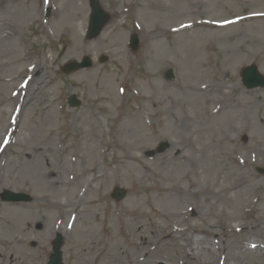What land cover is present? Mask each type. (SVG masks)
Wrapping results in <instances>:
<instances>
[{"label": "rangeland", "instance_id": "374dc122", "mask_svg": "<svg viewBox=\"0 0 264 264\" xmlns=\"http://www.w3.org/2000/svg\"><path fill=\"white\" fill-rule=\"evenodd\" d=\"M44 1L0 0V192L33 197L0 198V264L10 256L12 264L46 263L58 226L64 264H127L139 233L181 225L170 214L187 205L203 218L188 236L222 246L212 264H264V247L247 245L264 236L255 228H264V88H247L240 77L254 63L264 76V16L219 29L202 23L263 14L264 0H99L110 12L105 36L84 39L81 50L55 10L69 20L81 7L86 35L89 0ZM187 22L186 31H171ZM86 54L91 66L62 71ZM30 74L43 84L22 100ZM71 94L79 107L68 106ZM15 105L14 136L2 150ZM117 188L127 193L115 200ZM135 225L141 229L130 232ZM143 246L147 264L179 259L173 242L155 250L148 238Z\"/></svg>", "mask_w": 264, "mask_h": 264}, {"label": "bare ground", "instance_id": "6f19581e", "mask_svg": "<svg viewBox=\"0 0 264 264\" xmlns=\"http://www.w3.org/2000/svg\"><path fill=\"white\" fill-rule=\"evenodd\" d=\"M88 1V0H86ZM82 4V3H81ZM57 14H59V16H61V19L58 23L60 25V28H65V30H69V32L74 34V37H68L71 40L73 39V45L77 46L78 50H81L84 47V37L82 36V34L80 33L82 31L81 27L84 23V10L77 6L76 9L73 10L74 15L68 13L69 15V20L66 19L67 16V12H65V16H62V10H60L59 7H56ZM115 16L120 19L121 16L117 15L115 13ZM113 17V16H112ZM48 23V22H47ZM73 25H78L76 28L73 27ZM208 26L212 27L213 29H219L221 26V24L219 23H208ZM234 25V24H231ZM230 26H226V27H231ZM224 28V27H221ZM183 30H187V27L182 28ZM105 32V30H104ZM102 33L100 38L103 39L105 36V33ZM74 56V57H70V56ZM80 55V53L78 54ZM78 55H74V54H70L67 55L66 57H68L69 59H74L76 57H78ZM84 56H88V54L84 55ZM65 57V56H64ZM63 57V58H64ZM39 70L38 65L35 66L34 70ZM37 85L40 88V85L43 84L42 81V76L41 75H37V74H30V77H28L27 82L24 84V87H22V92H23V97L25 96L27 90L29 91V89L32 88V86ZM13 107L11 108L12 111ZM12 117H14V120L17 117V113L14 111H12L11 113ZM14 123L13 121H11V124ZM6 131V129H5ZM97 134H100V131L97 130L96 131ZM3 136V134L1 135ZM9 141H5V146L9 145ZM259 151V150H258ZM257 151V152H258ZM45 178L47 179V177L45 176ZM232 186H227L225 187V190L227 189H231ZM169 192H172V190H169ZM202 193V192H200ZM192 205H187L185 207V209L187 208V210L182 209L181 212L182 213H178L175 212L173 214H170V217H177V219H181L180 223L178 226L174 225L172 226V228H168L167 226H163V227H158L155 230V233L152 231L151 233H149V235L144 236L143 232L139 233L140 234V241L138 242L137 245H133V248L131 251L127 252L126 254V263L127 264H132V260H134L135 258L137 259V261H135L133 264H147L146 260L148 261L149 257H148V253L146 251V249L144 248L143 244L147 243L148 238L152 240H154V242L156 243V247L155 250L157 249L158 245H162L163 242L165 241H169V242H173L174 245H176V249H177V255L179 256V259L176 260V257L173 256V258L171 259L172 263L174 264H212L214 262V258L217 255V253H219V251L221 250L222 246H219L218 248V244L215 242V237H213V241L211 242L210 240H208V236H204L205 238H200V239H192L188 236L189 233L186 232H191V231H197L200 232V228L197 225V222L194 223V221L196 219H203L202 218V213L197 211L199 210L197 207V210H193L194 208L191 207ZM139 207L136 204V206L133 208H129V211L132 213L134 210H138ZM153 212L156 214H159L157 210ZM190 212V214H189ZM138 214H140L138 212ZM117 215H119V217H127L129 214L127 215H122L121 213H118ZM191 215H193L194 218L191 217ZM78 219V217H76L75 221ZM121 221V220H120ZM262 223L257 225L255 228L259 229V230H264V228L261 227ZM181 227V228H180ZM141 229V227L139 225H135L133 227V229L130 230V232H138ZM248 231H244V233H246ZM264 234V231L262 232ZM248 248L250 250H254L256 251V247H258V252H260V250L263 249L264 247V236L261 237H257L254 242H247ZM257 252V251H256ZM154 253V251H153ZM152 253V254H153ZM221 257H220V261L223 262L226 258V255L228 254L227 259L230 260L232 253H230V250L227 251V254H224L222 252H220ZM175 257V258H174ZM11 258V257H10ZM14 261V260H13ZM174 261V262H173ZM40 262V261H38Z\"/></svg>", "mask_w": 264, "mask_h": 264}, {"label": "water", "instance_id": "95a60500", "mask_svg": "<svg viewBox=\"0 0 264 264\" xmlns=\"http://www.w3.org/2000/svg\"><path fill=\"white\" fill-rule=\"evenodd\" d=\"M92 6H93V12L91 16L92 20L90 23V29H91V33L93 32L94 34H98L101 29V26L107 20V17L104 15V13L102 12L99 6L95 4H92ZM136 43L137 40L133 38V44L135 45ZM242 77H243V81L248 87H255L256 85L264 86V79L262 78V76L259 75L256 66L245 67ZM69 100L70 103L73 105L78 104L74 96L70 97ZM117 193H119V197L122 196L120 192Z\"/></svg>", "mask_w": 264, "mask_h": 264}]
</instances>
